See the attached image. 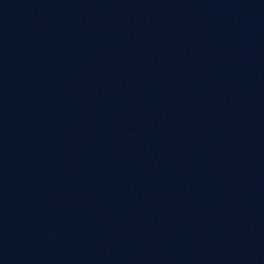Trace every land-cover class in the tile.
I'll use <instances>...</instances> for the list:
<instances>
[{"label": "water", "instance_id": "95a60500", "mask_svg": "<svg viewBox=\"0 0 264 264\" xmlns=\"http://www.w3.org/2000/svg\"><path fill=\"white\" fill-rule=\"evenodd\" d=\"M0 264H264V0H0Z\"/></svg>", "mask_w": 264, "mask_h": 264}]
</instances>
